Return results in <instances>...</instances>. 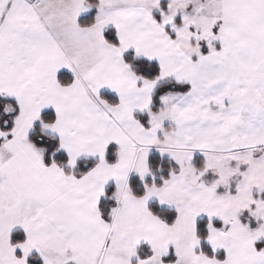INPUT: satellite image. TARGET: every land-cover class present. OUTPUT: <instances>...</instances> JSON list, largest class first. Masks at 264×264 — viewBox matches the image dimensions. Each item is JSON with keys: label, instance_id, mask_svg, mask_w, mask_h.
Masks as SVG:
<instances>
[{"label": "snow or ice", "instance_id": "1", "mask_svg": "<svg viewBox=\"0 0 264 264\" xmlns=\"http://www.w3.org/2000/svg\"><path fill=\"white\" fill-rule=\"evenodd\" d=\"M0 264H264V0H0Z\"/></svg>", "mask_w": 264, "mask_h": 264}]
</instances>
